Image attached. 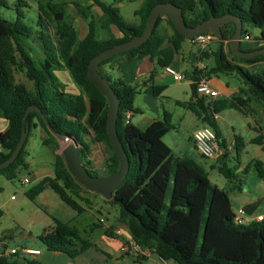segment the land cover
<instances>
[{
	"label": "trees",
	"instance_id": "1",
	"mask_svg": "<svg viewBox=\"0 0 264 264\" xmlns=\"http://www.w3.org/2000/svg\"><path fill=\"white\" fill-rule=\"evenodd\" d=\"M86 1L90 3L86 7L74 4L87 23L88 32L83 39H79L78 29L68 18V3L65 2L46 0L39 3L37 29L25 24L24 13L20 9H17L15 22L0 15V116L8 121L7 130L0 132V163L11 156L21 137L26 109L37 105L55 132L77 140L82 164L91 176L99 177L91 159L92 144L87 140L90 135L93 142L104 143L107 148L101 176L118 170L119 159L107 131L108 100L90 81L88 66L104 50L142 34L151 9L158 3H173L180 7L182 21L188 26H196L211 15L233 14L243 22V36L248 34L244 29L245 22L260 29L257 47H241V50L264 47V0H143L136 11L135 23L128 22L117 10L116 3L120 0ZM0 6L7 7L6 0H0ZM93 7L101 10L97 21L106 37L97 36L96 20L87 13ZM164 24L170 26L171 34L163 30ZM113 28L118 30L120 37L114 34ZM235 30L234 23L221 25L222 36H216L219 46L213 52L214 66L210 70L207 66L204 72L195 67L186 76L191 80L192 92L186 107L202 119L205 126L215 131L221 146L225 142L221 139L215 115L233 108L243 111L245 104L252 100H258L264 106V67L257 71L248 69L264 63V54L252 58L235 56L230 49ZM187 39L176 30L169 16L163 14L146 43L102 62L98 70L105 64L114 67L119 59L132 61L145 57L156 61L161 68L171 66L182 42ZM203 57L209 58L208 52L205 51ZM60 71L69 73L78 87L77 94L66 91L57 76ZM16 72L24 74L32 82V88L16 82ZM231 73L239 75L244 87H240L238 94L246 98L231 96L206 103L204 97L198 96L197 82L201 76L209 79L210 75ZM104 78L121 100L117 130L130 162L127 179L113 192L114 198L121 202H106L119 206L118 222L132 240L143 251L156 254L172 264H264V222L236 225L227 192L211 182L201 164L187 156L176 158L163 141L164 136L174 129L172 116L165 112L162 119L155 120L146 130L139 129L126 120L127 112H138L134 101L139 85L128 84L123 79ZM165 89L164 86H153L155 96ZM26 123L30 126L26 143L18 158L0 170V176L13 181L20 169H28L25 147L31 129L41 128L44 133L42 144L54 153V177L42 179L26 192V196L33 201L46 188H51L67 206L83 214L86 209L80 203L88 204L89 200L82 194L91 191L81 186L67 169L63 156L57 153L61 143L38 113H30ZM255 143L262 145L258 139ZM236 147V160L240 163L245 147L241 138L236 139ZM253 164L259 176L264 178L263 163L254 160ZM218 170L230 181L236 178L237 168L228 167L224 158ZM111 230L108 229L106 234L110 235ZM39 238L48 250L63 251L71 257L90 246L80 237L77 228L58 219H54L51 231ZM74 241L82 243L79 252L72 250ZM139 258L148 259L145 255ZM0 264L16 263L1 258Z\"/></svg>",
	"mask_w": 264,
	"mask_h": 264
},
{
	"label": "rangeland",
	"instance_id": "2",
	"mask_svg": "<svg viewBox=\"0 0 264 264\" xmlns=\"http://www.w3.org/2000/svg\"><path fill=\"white\" fill-rule=\"evenodd\" d=\"M44 1L46 0H6L8 6H0V15L10 22H15L18 17L17 9H20L24 13L23 21L25 24L37 29L38 5ZM54 2L68 3V18L78 29L79 39H83L85 37V33L88 32L87 25L84 22V19L80 16L74 4L77 3L81 4L83 7H86L89 5L88 2L86 0H54ZM139 2L140 0H135L136 5H138ZM245 9H248V5H245ZM87 13L96 20L97 25H100L97 20L101 14V10L98 7L87 10ZM125 15L128 17L126 12ZM125 15L124 18L128 22L135 23L137 17L133 20H130ZM114 29L116 32L118 31L116 28ZM164 29L168 31V33H172L170 26L167 24H164L163 30ZM244 29L248 31L251 39L243 40L241 47L243 49L255 48L258 45L257 39L260 36V29L249 22L244 23ZM218 46L219 42L215 41L211 43L206 50V52L209 54V58H204L203 62L208 66V70L214 66L213 52L216 51ZM182 49L183 53L188 55V52H196L198 47L196 45L190 44L188 40H185ZM225 50H227V46H225ZM180 64V69H177L173 63L171 67L179 72L184 69H191L190 64L188 65L187 63H182V61H180ZM263 67L264 64L260 63L250 66L248 69L251 71H257ZM99 72L104 77H108L113 80L118 78L117 72L114 71L109 64L102 65L99 68ZM157 72L160 74H165L164 68L161 67H157ZM57 75L63 83H65L64 77H69L68 72L65 74L57 73ZM212 77H215V75H210L209 79ZM15 80L18 83H24L29 88H32V82H30L22 73L16 72ZM171 80L178 84L171 86L167 94L157 96L154 103L147 99V95L144 92L145 87L143 86L142 81H140L141 85L139 88L141 90L136 97L134 107L139 106L145 111L146 115L152 116L154 118L160 117L162 119L164 112L169 113L172 116V122L175 126V129L171 130L169 134L170 136L166 138L165 142L172 149L176 158L185 156L190 157L207 170L211 182L227 192L234 213L243 210L247 217H250L249 214L251 213L254 215L264 214V178L257 174V171L253 168L254 164L251 163L253 158L259 159V156H261V158L264 160L263 149L255 144L247 146V148L241 152L240 163H238L236 160V151L230 152L226 163L230 168H237L235 173L236 178L232 181L225 178L218 171L217 163H215V161L212 159L202 157L195 150L193 142L190 139L192 132L202 127L203 120L186 107L190 101L191 94V88L190 85H188V80H183L181 82L182 84L175 81L172 77ZM219 80L223 84H231L230 86L234 88L244 87L242 80L236 73L220 74ZM70 83L71 84L69 87H67V85L65 86V88L67 87L66 91L70 93H78V87L73 82ZM157 110L159 111L158 115ZM134 116L141 117L139 113H135ZM247 118L248 116L246 113L234 108L227 109L226 112L223 111L221 113L219 126L223 137L229 143L234 142L236 137L240 136L243 132H249V122ZM92 138V135L87 136V140L91 141V144L94 145V148H100L99 151H96L95 153V162L93 168L96 169L95 174L101 176L104 172V160L107 157L108 152L104 143L93 142ZM61 144L65 145V143ZM31 148L35 152L34 156L37 158L33 162V172V170H36V168L40 165L41 154L44 153V156L51 157L53 150L50 147L44 146L42 144L41 132L40 130H36L34 128L31 129V134L25 149L29 150ZM236 148L237 147H235V149ZM30 161L31 157L29 158V162ZM212 165L214 166L213 168L211 167ZM26 176H28V171L20 169L17 177L13 181H9L6 178H1L2 183L0 186L2 189L0 190V200L6 203L1 211L2 216L0 218V229H5L4 234L8 236L6 238L8 246L18 245V240H20L26 234L27 229H52L53 227L52 221L50 222V226H48L46 222L42 223V217L47 211L44 209L46 207L44 206L43 201L34 202L25 198L24 191L28 189V184H22V181ZM11 196H14L16 200H11ZM82 196L89 200L88 204L85 202H79L86 209L84 214L79 215L76 211L71 209L62 201L60 203L63 208L61 210L59 209L55 211V216H57L63 222H67L70 226L77 228L79 234L82 237L85 236V230L87 229H115L114 227H117L118 229V227L121 226V224L118 222L119 206L107 203V200L104 197L96 193H83ZM56 197L59 199L57 195ZM136 264L172 263H165L156 254H150L148 260L136 262Z\"/></svg>",
	"mask_w": 264,
	"mask_h": 264
},
{
	"label": "crops",
	"instance_id": "3",
	"mask_svg": "<svg viewBox=\"0 0 264 264\" xmlns=\"http://www.w3.org/2000/svg\"><path fill=\"white\" fill-rule=\"evenodd\" d=\"M142 1L143 0H140L138 5H136L135 0H121L118 3H116V8L123 16L125 15V12H126L128 14V17L126 15L125 16L128 19L133 20L134 18L137 17L136 11L139 9ZM88 4L90 5V3ZM84 22L86 23L85 20ZM87 30H88V27H87ZM96 31H97V36L99 38L106 37L105 32L99 25H96ZM112 31L117 37H120L119 32L118 31L116 32L114 28L112 29ZM86 34L87 33H85V36ZM187 40L191 44L190 40L189 39ZM215 41H218V39L216 38L213 42ZM183 44H184V41L181 44L179 54H177V56L175 57L173 64L174 66H176L177 69H180L181 67L180 61H182V63H187L188 65L189 64L191 65V69L181 70L182 74L185 76L184 80L186 79L188 80V85H190V88H191V80H189L186 76L187 74L191 73L192 70H194L196 67V64L199 60V57H198L199 49H197L196 52H188V55H187V54H184L182 51ZM110 67L114 71L117 72L118 78H115V79H123L128 84H138L139 87L141 85L140 81H142V84L145 87L144 92L147 95V99H149V101H151L152 103L155 102V98L157 97L155 96L153 92V86H164L166 89L159 95H165L167 94L171 86L178 84V83H174L171 80V77L166 74L165 69H164L165 74L158 73L157 67L159 66L157 65L156 61H152L149 57H145L143 59H135L132 61H124L122 59H119L114 65V67H112L111 65ZM153 72L154 74H152ZM58 73L65 74L67 73V71H60ZM68 76L69 77L67 76L64 77V82H65L64 85L65 86L67 85V87H69V85L71 84L70 82H73L70 75ZM181 82L182 81H180V84H182ZM209 82L220 93L216 99L229 98L231 96L246 98L244 95L238 94L240 87L234 88V87H231L230 86L231 84L229 83H226V84L221 83L219 80V76L210 78ZM67 87L65 88L66 90H67ZM140 90L141 89L139 88V92ZM72 93L77 94L75 92H72ZM191 97H192V92L190 94V99ZM205 100H206V103H209L210 101L214 99L205 98ZM135 101H136V98H135ZM135 108L138 110V112H134V113L130 112V118L128 121L136 125L141 130H146L155 120L161 119L160 117L154 118L152 116L146 115L145 111L142 110V108H140L139 106ZM196 109L199 110V107L196 106ZM224 111L226 112L227 110H224ZM243 112L246 113V115L248 116L247 120L249 122L248 123L249 132L247 133L243 132L240 136H237L236 139L241 138L244 141L245 143L244 150L247 148V146L253 145V144L263 149L264 147V106L263 104L258 100L249 101L245 104ZM135 113H139L141 117L134 116ZM158 114H159V111L157 110V115ZM255 115H258V116H255ZM220 119H221V113L218 114V118L216 119L218 126H219ZM203 126H205L204 121H202V127ZM7 128H8V121L4 117L0 116V132L6 131ZM219 129H220V126H219ZM36 130H40L42 137L44 136V133L41 128H36ZM195 131H193L190 136V139L192 142H193V133ZM170 132L164 136L163 138L164 142L166 138L170 136L169 135ZM220 132H221V129H220ZM221 139H224V142H225V145L221 146L222 155L217 157L216 159H212L213 161H215V163H217V168L221 164L222 158H224L225 162H227L230 152L236 151L235 149L236 139L234 142L229 143L223 137L222 133H221ZM257 139L259 140L260 143H262V145L255 143V140ZM193 145H194V142H193ZM230 146H232V150H229ZM194 148H195V145H194ZM99 149L100 148L98 147L94 148V145H92L91 159L93 161V166L95 162L94 160L95 153L96 151H99ZM1 150L2 148L0 146V151ZM34 155H35V152L33 151L32 148L29 150H26V161L28 164V169H26V171H28V176L26 177H28V183H27L28 189L24 191V195H25V198L27 199L29 198L26 196V192L30 188L37 185L45 177H54V172H55L53 152H52L51 157H46L44 156V153H42L40 156V165L36 168V170H33L32 172V168H34L33 162L37 159ZM30 157H31V161L29 162ZM259 157H260L259 159L253 158L251 160V163H253L254 160H259L263 163V166H264L263 158H261V156ZM211 167L213 168L214 166L212 165ZM253 168L256 170L254 166ZM30 169H31V173H30ZM1 178H5V177L0 176V185L2 183ZM1 189L2 188L0 186V190ZM54 194L56 193L51 188H46L39 196H37L35 200H33L34 202L43 201L44 206L46 207L44 209H46L47 211H46V214L42 217V221H43L42 223L46 222L48 226H50L51 221L54 226V219L60 220L57 216H55L54 213L55 211L59 209L61 210L63 208L60 203L62 202V200L56 194L59 198L57 199L56 195ZM12 197L13 196H11L10 199L15 201L16 199L15 198L12 199ZM58 200H61V201H58ZM5 203L6 202H2L0 200V211H2V208L4 207ZM50 211H53V212H50ZM249 215H250V218H254L257 214L254 215L253 213H251ZM114 228L115 229L111 230L110 235L106 234V231L108 229H87L85 230V236L82 237L80 235V237L84 241H87L90 244V246H88V248L85 251L79 252V250L82 247V243L80 241H74L72 250H76L77 252H79V254L76 257H71L68 253L63 252V251L48 250V248L40 240L39 237L45 233H48L49 231H51V229H27L26 234L20 240H18L19 241L18 245H15V246H8L6 242V238L8 236L4 234L5 229H0V256H2L3 258L7 259L10 262H15L16 264H28L29 262H36L38 264H136V262L146 261V260H142L141 258H139L140 256L135 251L126 249L125 245L127 244L128 237H130L127 230L122 226H119L118 229L117 227H114ZM119 229L122 230L123 235L116 234L115 231H118ZM12 249H16L17 253L11 254L10 251ZM27 250L38 251V253L28 254L26 253ZM147 257L149 259L150 254H148Z\"/></svg>",
	"mask_w": 264,
	"mask_h": 264
},
{
	"label": "water",
	"instance_id": "4",
	"mask_svg": "<svg viewBox=\"0 0 264 264\" xmlns=\"http://www.w3.org/2000/svg\"><path fill=\"white\" fill-rule=\"evenodd\" d=\"M163 14H167L174 24L176 30L188 39L194 38L199 34L206 33H213L215 36L221 37V25L226 23H234L236 25V30L230 41V49L233 54L239 58H252L264 54V47L252 51L241 50L243 22L239 17L233 14H225L220 17L211 15L209 19L197 24L196 26H188L182 21L183 11L180 7L173 3H158L151 9L147 19L146 27L142 34L136 35L129 41L119 43L104 50L103 52L96 55L90 61L88 66V77L90 81L108 100L107 131L110 144L119 159L118 170L105 176H91L82 164L80 158L81 149L77 140L73 137L55 132L48 122L46 116L37 105H30L26 109L23 117L21 137L11 156L0 163V170L9 167L18 158L30 132V126L28 123H26V120L30 113L36 112L42 117L49 131L60 143H63L66 138L71 139L69 143L65 145L61 144L58 154L63 156L67 169L72 174L74 179L88 191L99 194L108 201L113 200L121 202V200L114 198L113 192L127 179L130 170L129 157L117 130V121L119 117L121 100L110 86L109 81L99 72L98 67L102 62L114 57L115 55L130 51L146 43L151 38L159 17Z\"/></svg>",
	"mask_w": 264,
	"mask_h": 264
},
{
	"label": "built area",
	"instance_id": "5",
	"mask_svg": "<svg viewBox=\"0 0 264 264\" xmlns=\"http://www.w3.org/2000/svg\"><path fill=\"white\" fill-rule=\"evenodd\" d=\"M216 39L215 34L213 33H206V34H199L194 38L189 39L192 45H196L199 49V60L196 64V69L198 71L204 72L207 70V65L202 61L203 60V53L208 49L209 45ZM251 37L248 34L242 36L243 40H250ZM165 72L168 76L172 77L175 81L180 82L185 79V76L174 69L171 66L165 67ZM197 94L199 97L204 98H211L216 99L219 96V91L215 89L209 79L204 76H201L199 81L197 82ZM130 118V112L126 113V120L128 121ZM215 119L218 118V115H215ZM71 141V139L66 138L63 143L67 144ZM193 142L197 152L207 159H216L217 157L222 155L221 151V144L215 131L209 126H203L197 129L193 133ZM229 150H232V146L229 147ZM28 183V177L24 178L22 184ZM15 197L13 196L12 199ZM234 222L236 225H248L253 222H264V214H257L254 218L247 217L243 210L239 211V213L235 214ZM117 235H123L122 230H118ZM126 249L135 251L139 256L145 255L148 256V251H143L133 240L131 237H128L127 244L125 245ZM11 254H16L17 250L12 249ZM26 253L28 254H36L38 251L27 250ZM3 258L0 256V259ZM162 260V259H161ZM163 262H167L162 260Z\"/></svg>",
	"mask_w": 264,
	"mask_h": 264
}]
</instances>
